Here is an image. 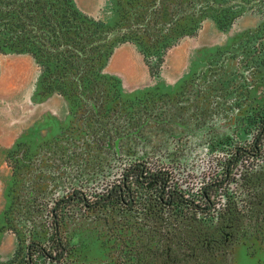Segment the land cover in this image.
I'll list each match as a JSON object with an SVG mask.
<instances>
[{
    "label": "trees",
    "instance_id": "1",
    "mask_svg": "<svg viewBox=\"0 0 264 264\" xmlns=\"http://www.w3.org/2000/svg\"><path fill=\"white\" fill-rule=\"evenodd\" d=\"M240 10L238 0H128L108 25L75 0H0V56H31L45 93L63 96L81 119L79 139L54 153L51 166L22 175L14 212L30 237L28 264H36V252L48 264H68L72 253L61 233L68 218L93 219L112 235L137 222L139 251L122 255L135 264H221L234 239L253 236L248 231L264 221V114L254 118L247 147L219 126L225 106H241L222 83L217 96L200 85L187 101L181 94L130 98L105 72L114 51L130 43L158 79L172 48L196 37L207 20L225 31L254 12ZM183 138L208 150L221 169L194 196L173 181L193 152L179 151ZM7 164L16 177L12 158ZM49 232L52 249L42 242ZM121 242L131 249V241Z\"/></svg>",
    "mask_w": 264,
    "mask_h": 264
},
{
    "label": "rangeland",
    "instance_id": "2",
    "mask_svg": "<svg viewBox=\"0 0 264 264\" xmlns=\"http://www.w3.org/2000/svg\"><path fill=\"white\" fill-rule=\"evenodd\" d=\"M127 1L108 0L101 19L108 25H114L120 19L122 8ZM238 2L241 12H246L249 9L254 10L253 13L256 16L246 21V26L251 25L252 29H248L232 40L229 37L231 41L221 49L205 51L198 55L190 73L177 87L157 82L151 89L139 93H126L122 88L125 97H144L149 94L154 95V93H157L158 96L175 94L179 96L181 94L184 101H187L193 99L194 91L200 85L210 87L209 96L214 94L217 96L216 91L221 88L219 83H222L223 92L233 93V99L239 100L241 106L237 110H233L229 105L225 106L226 118L219 122V126L225 134L235 139V143L249 147L248 144L253 140L254 133L257 132V127L253 125L254 118L259 114H264V0H238ZM20 59L25 58L1 57L0 64ZM34 67V64H31L32 71ZM14 73L19 74L17 69L14 70ZM15 74L8 80L15 82ZM29 83L25 88L9 95V100H1L4 106L0 111L4 115L2 123L8 124L15 121L16 117L13 115L16 112L11 109H17V106L14 107L15 104L20 105L22 121H24L27 111L33 108L29 99L26 98ZM39 86L37 98L41 100L47 94L43 84L40 83ZM209 104L210 102L208 106ZM79 118V114H70L69 118L61 124L48 119L34 125L20 137L15 148L5 157L6 161L12 158L13 163L16 164V177H12L8 186L7 208L0 212V238L3 230H11L18 233L17 237L20 243L15 257L7 264H28L29 260L30 237L20 226L14 212V208H17L18 196L23 191L24 177L22 175L34 171L39 165L51 166L54 153L59 149L68 148L72 136H77L79 139V135L76 134V128L81 127ZM22 123L24 126V122ZM179 146V151L188 154L192 151L190 147L196 146V142L193 139L183 138ZM192 148L193 152L188 157V169L181 167L180 171L177 170L173 181L187 191L188 195L194 196L211 179L220 175L221 169L212 160L208 150L204 151L201 147ZM262 154L264 162V140ZM161 158L159 156L158 159ZM132 186L134 190L144 192L137 189V185L133 184ZM51 188L58 195L66 193L62 187L57 188L51 185ZM91 199L95 200L96 198ZM131 224L128 232L120 234L117 231L112 235L105 230L101 223H94L93 219L80 221L66 219L61 227V233L72 253L66 255L68 264H135L134 259L123 261L122 257L124 252L135 255L139 251L135 246L138 233L136 225L138 224L135 221H132ZM248 233H253V236L234 239L229 255L225 256L222 262L220 260L221 264H264V221L260 223L258 229L255 231L250 229ZM121 238L126 239L127 242L131 241L129 246L131 249L125 248ZM53 241L54 235L51 232L46 233L42 238V242L49 249L53 248ZM141 241L142 244L146 243L144 238ZM34 254V263L48 264L39 252ZM53 254L57 255V252L54 251Z\"/></svg>",
    "mask_w": 264,
    "mask_h": 264
},
{
    "label": "crops",
    "instance_id": "3",
    "mask_svg": "<svg viewBox=\"0 0 264 264\" xmlns=\"http://www.w3.org/2000/svg\"><path fill=\"white\" fill-rule=\"evenodd\" d=\"M75 2L84 13L101 18L108 0H75ZM255 16L254 13L246 14L225 31H222L213 20H207L196 37L185 38L168 52L158 79L151 77L143 56L138 48L130 43L123 44L114 51L105 72L119 81L121 88L126 93L149 90L157 82L177 87L190 73L198 55L205 51L221 49L232 38L252 29L251 25L246 26V21ZM1 57L25 59L0 64V111L4 108L1 100H9V95L14 91L25 88L30 78L26 98L33 105V108L27 111L24 121L21 120L22 110L18 104L14 105V107L17 106V109L11 108L16 112L13 115L16 117L14 122L2 123L4 115L0 112V212H3L7 208L6 194L13 177V171L5 158L6 155L15 148L20 137L31 127L48 119L55 123H64L69 118L70 112L67 99L59 94L46 95L41 100L37 98L40 90V73L31 56L6 55ZM31 64L35 66L33 71L30 68ZM15 69L19 74L14 73ZM13 74L16 75L15 82L8 80L12 78ZM22 122H24V126ZM19 246L17 235L11 230H3L0 238V264L10 263Z\"/></svg>",
    "mask_w": 264,
    "mask_h": 264
},
{
    "label": "flooded vegetation",
    "instance_id": "4",
    "mask_svg": "<svg viewBox=\"0 0 264 264\" xmlns=\"http://www.w3.org/2000/svg\"><path fill=\"white\" fill-rule=\"evenodd\" d=\"M230 239V235H227L226 241L228 242Z\"/></svg>",
    "mask_w": 264,
    "mask_h": 264
}]
</instances>
